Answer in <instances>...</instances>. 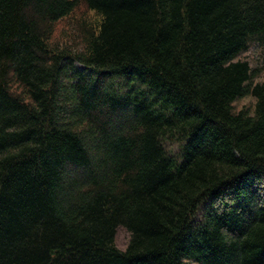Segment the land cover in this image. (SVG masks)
Masks as SVG:
<instances>
[{"label":"trees","instance_id":"16d2710c","mask_svg":"<svg viewBox=\"0 0 264 264\" xmlns=\"http://www.w3.org/2000/svg\"><path fill=\"white\" fill-rule=\"evenodd\" d=\"M257 41L264 0H0V264H264Z\"/></svg>","mask_w":264,"mask_h":264},{"label":"rangeland","instance_id":"374dc122","mask_svg":"<svg viewBox=\"0 0 264 264\" xmlns=\"http://www.w3.org/2000/svg\"><path fill=\"white\" fill-rule=\"evenodd\" d=\"M66 28L65 25H62L59 27V31L60 34L62 33V31L60 30V28ZM245 58H247L250 63L252 64V66L254 67H258L261 69V73H264V43L262 42H254L251 44L248 53L246 54ZM74 67L78 70V71H85V67L83 65H81L80 63H74ZM114 85H117L115 87L116 91L121 92L120 87H122V83L121 80H115ZM142 88V87H140ZM247 103V100H243L240 102H237V108L241 109V107ZM163 145L166 149V151L171 155V156H176V158L178 159L179 157V152H180V145L178 142H171L168 140H164L163 141ZM203 214V213H202ZM202 214L200 213L197 217V220L200 216H202ZM131 239V235L130 233L127 231V229L120 227L117 230V234H116V246L119 249H126L129 242ZM193 264V263H190Z\"/></svg>","mask_w":264,"mask_h":264}]
</instances>
